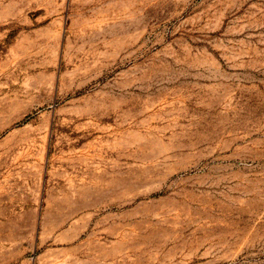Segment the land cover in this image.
<instances>
[{"label": "rangeland", "instance_id": "1", "mask_svg": "<svg viewBox=\"0 0 264 264\" xmlns=\"http://www.w3.org/2000/svg\"><path fill=\"white\" fill-rule=\"evenodd\" d=\"M0 264H264V0H0Z\"/></svg>", "mask_w": 264, "mask_h": 264}]
</instances>
